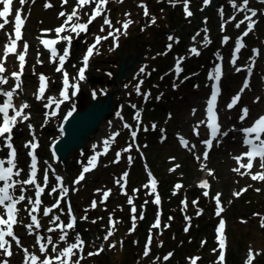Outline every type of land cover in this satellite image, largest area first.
Segmentation results:
<instances>
[{
    "label": "rangeland",
    "instance_id": "obj_1",
    "mask_svg": "<svg viewBox=\"0 0 264 264\" xmlns=\"http://www.w3.org/2000/svg\"><path fill=\"white\" fill-rule=\"evenodd\" d=\"M54 4V8H51L50 10H46L44 8L45 3H47V0H39L37 2H32L29 1L27 3V8L25 11V18H26V23L27 27L25 29L26 32V38L29 41H26L29 45V62H28V70L26 73V78H24V82L22 83V88L18 90L17 94L15 95V100L16 102L18 101L19 104L21 102H28L31 103V112L33 115L32 122L36 125L38 131L41 133L43 137V143L45 146H43V154L45 152L48 153L49 151V144L51 141L55 138L58 137L59 134L55 130V125L50 123L47 124L44 122L43 118L39 119V115H43V109L40 108L39 104L34 102V97L36 94V89L39 87V81H38V75L37 73L44 74L45 76L48 77L49 84H51L54 87L59 88V90L62 87V74L57 73L55 71V67L58 64H53L50 60V54L46 51H44L40 40L37 39L38 37L41 36L43 30H49L52 32V27L58 25L59 23H63L64 17H59L58 13L60 12V8H65L66 6L64 5H59V0H52ZM166 0H126L123 3H119V0H110L107 9L109 10L106 11V15L108 16L109 19L113 21L114 26L120 27V24L116 23V21H123L125 19V13H128V11L132 10V15L134 19V25L128 29V34L127 36H121L119 40V47L116 48L114 51L110 50L112 47V40H110L107 43L102 44L98 48V54H95L94 59L91 64L90 68V74L88 77H90L93 69V63L96 59V57L100 54V50L102 47L106 46V51L110 55H108L110 63L112 64H106L104 65V68L102 70V73H98V81H92L88 82L89 80L87 79L86 81L81 83V91L80 93L74 98V102L76 107H79V109H84L85 106L89 105L92 101V95L91 91L92 89H97V97L103 99L106 98L104 95H101L99 92V89L102 88H107L108 92L107 94L111 95L112 98L115 99V104H116V109L113 111L112 114L109 115V119L105 121V124L109 127L108 130H106L103 134L99 132L98 134H95L93 137L88 139L87 144L83 150H79L78 153L72 158L67 161V164L65 166H62L61 170L65 173L67 170L68 173V178L72 182L73 179L77 176L79 171L82 169V167L87 164L88 159L93 156V155H98L100 153H104V145L103 141L107 139L109 136H111L114 132L118 131V129H121L122 124L120 121V118L116 116V113L119 111L121 113V116L124 115L128 111V105L127 103L129 101H137L138 100V95L135 91V85L137 84L138 81H141L144 78L148 77L146 74H139V69L141 67H146L148 65L149 68L152 69L153 66H157L155 60L158 59V62L165 61L166 63H169V65L166 67L168 68V71H165L160 78H158L156 81H145L141 85V92L144 93L145 91H148L149 89L145 88V85H150L153 84L156 86V88H160L159 90H155V93L153 94V97L156 96H161L164 94L162 103L157 105L160 109V113L156 116L155 119L158 121L157 127H156V133L155 135L152 134L154 137L155 141L151 145V149L149 150V155L151 157L152 161V166L154 169H156L157 175L155 172H152L151 169H148L149 166H142L138 163L136 157H133L132 163L129 165L126 157L122 160L123 163L117 164L115 166L109 167L108 163H103L100 168L98 169L97 172L94 174L93 171L89 174L87 177V181L84 184H79V185H73V190L74 192V198L73 201L76 202V206L78 208L80 218L87 215L88 216V221L92 223L91 221L95 220L97 224V218L95 217L96 215L93 214L91 210L88 209V201H85L86 194L85 191H87L88 187L92 189L96 193L97 190L102 187L104 184L110 185L112 187H115V180L119 179L121 174L125 171L128 172L131 176H135V174H139L143 176L142 181H138L135 184L141 189L142 192H145L146 190H150L149 195H151V189L143 187L145 184L149 183V177H145L144 171L150 170L151 173H154L157 178H159L162 182H165L166 180L169 181L168 184H171L170 187L173 188V177H178L181 172H183L185 175H181L180 181L184 182L185 188L182 191V194H177L173 195V191L175 189H170L166 190V196L165 199H162L160 206L164 211V214L162 216H159L162 220L163 223V228L168 225V222L171 220L170 217L174 215V217L178 216V221H181L179 217V211L182 208V201L188 197L187 200V207L192 210L194 214H197L196 212L198 210H202V214L204 215L202 220H204L205 225L199 228V233L197 235V238L200 236V243H202L203 239H208L210 240L212 237V232H213V223L215 220V217L213 215V207H216L215 202L210 201V199H207L203 197L202 201H199L194 198L196 197H201L202 196V190L197 189L198 184L202 181L201 179L203 177H208L207 181L210 184V189L212 191L211 197L213 195H216L217 193L221 194V202L225 203V206L227 209H225V215H227L228 220H229V231L228 233L230 234L229 238V243H230V253L235 256V258L239 259L237 260V264H245L246 261V255L249 250V248L259 251L261 255L256 256L258 257V261L255 264H261L264 262V228H261V223L264 222V182L261 183H255L252 182L249 176H241L232 171L233 168L236 167V164L233 162V159L230 156V151H231V144L233 142V139H229L225 145V147L219 151L213 154V157L211 159V162L207 164V168H205L203 171H201V163L198 162L195 158L193 153L188 152L186 149L182 148V146L178 145L175 140V135L177 133L183 134L185 138L191 137V129L195 123H198L201 119L205 117V106H206V101L209 96V87H210V81L208 80L209 74L214 70V67L220 59H226V74H227V79H226V95H230L228 99V103L230 102L231 98L234 97L237 93H240V90L242 86L239 84L241 82H245L246 79V71L247 69L245 68L242 70L240 79H238L236 76L235 77V82L236 86L235 89L236 91L231 93L230 91V81L234 80L232 78V73H235L233 71V65H231V57H229V53H232L233 51H228V53L221 52V48L215 49L211 47V43L208 44L207 46H203L202 43V38L205 34L208 35V32L210 29L214 32L219 39L220 34L225 35L226 32L221 31V28H218V25L221 26L220 19H218L213 23L212 19L209 21L208 24V16L218 12L219 8L226 3L227 0H215L218 1V5L208 8L206 13H202V10L199 9L195 17L193 19H187L185 22H181L179 26L174 28L176 31H169L168 26L166 25L165 18L167 15V11L169 8H175V6L169 5L168 0L162 5ZM239 2V0H238ZM143 3L144 5L148 4L149 6V17H144V13H142V8L139 7V5ZM250 7L257 9L258 2L257 0H250ZM160 8V10L158 9ZM66 13L70 12L72 10L69 5L65 9ZM31 11V15L28 14L27 12ZM84 11H89V8H85L81 10V18H85L87 20V17L83 15ZM261 12H258V16L255 17L254 19L257 21V25L254 28L253 32H251L250 38L254 39L258 36H260V39L263 40L264 42V30L261 29L260 22L263 19V14H260ZM143 14V15H142ZM231 15H236V22L239 21L244 17V13H236L233 9L230 8V14H228V17ZM155 17V20L157 22L155 24H151V18ZM227 17V18H228ZM226 18V19H227ZM11 19V18H10ZM103 17H98L93 23L95 24L92 26V29L97 32L96 35H106L108 29L105 26V32L101 33L99 29H96V26L101 27ZM234 21L231 22V25L233 23H236ZM204 25V27H203ZM230 25V27H231ZM8 30H11L12 25L6 26ZM245 25H242L241 28L239 29L240 33L245 29ZM51 28V29H50ZM56 27H54L55 29ZM155 28L156 32L153 30ZM232 28L235 30V25H232ZM141 29H144L143 31ZM204 29H207L208 32L205 33ZM230 29V28H229ZM261 29V30H258ZM258 30V32H257ZM134 31V32H133ZM173 32L175 35H172L174 37V40L170 41L168 38L171 35H168V33ZM200 33L199 36H197V33ZM94 34V33H93ZM172 34V33H171ZM139 36V37H133V36ZM130 37V39H136L135 42H140L141 47H129V46H122V43H124V40L127 37ZM209 36V35H208ZM232 39V35H225ZM193 37H195V40H193ZM224 37V36H223ZM222 37V38H223ZM86 38V37H85ZM93 38V36H92ZM92 38L90 37L88 41L85 40H80L79 48L75 56L73 55L72 60L78 62L82 61V54L84 51L83 46H86L87 43L88 45L93 43ZM4 37L0 35V40H3ZM211 40V39H210ZM85 41L87 43H85ZM131 41V40H130ZM104 42V41H102ZM101 42V43H102ZM126 42V41H125ZM179 43V44H177ZM125 44V43H124ZM172 44L171 48L169 49L168 45ZM87 45V46H88ZM173 45L175 46L174 49H179L181 50L182 54L186 57L185 61L193 59L196 64L200 67L201 72L205 71V77H207L206 82L203 81V83H200V77L197 76V73L194 74V80L190 84H188V80L192 79L191 77L189 79H185L186 76H181L183 72V63L181 65L182 71L177 75L174 69V80L171 82H168L166 87L164 88V91L162 89L161 81L166 77V80L168 79L167 75L168 73H172V64L176 62V59H174L173 55L174 52L172 49ZM99 46V45H98ZM192 47H196L200 51L199 56L192 55L189 52V49ZM87 48V47H86ZM118 52V54H116ZM39 52V59L42 61V63H36L37 59V53ZM123 54H137L141 59H144L143 65L137 67V73L132 75L131 73L129 75V79L126 78L125 80H121L120 78L115 80L113 79V76L118 74V69L120 66V61H119V53ZM251 52V51H250ZM262 52H264L262 50ZM261 52V53H262ZM170 53V54H169ZM116 54V55H115ZM219 54V58L217 56ZM239 55L240 57H245L247 55H241V52L236 54ZM255 56V55H251ZM263 54H261L256 60H252L249 65L253 67V62H256L259 64V62L263 58ZM93 58V57H92ZM184 59V57H183ZM150 61V64L148 63ZM17 65L18 62L14 61ZM246 62L243 63L245 65ZM197 66V67H198ZM73 69V67H70ZM171 68V69H170ZM165 69V70H166ZM170 69V70H169ZM148 69L145 68V72ZM236 71V70H235ZM232 72V73H231ZM36 73V74H34ZM107 73H111L112 76L109 78ZM9 74V73H8ZM139 74V75H138ZM10 75V74H9ZM87 75V72H86ZM132 75V76H131ZM131 76V77H130ZM258 76L264 78V70L260 69L258 70ZM204 76H202L203 78ZM203 78V80L205 79ZM21 77V81H22ZM181 78V80L179 79ZM90 79V78H89ZM199 80V82L196 81ZM242 80V81H241ZM248 81V80H247ZM127 84L129 87L125 89L123 86ZM254 86V87H253ZM263 86L264 83H261V88L262 92L260 94V89L258 90L257 87V80L252 79L249 87L245 89L241 95V99H243L242 104L235 110L234 112H227L226 106L223 107V112H222V118L223 122L228 126V128H232L235 126L236 129H238V126L240 124H244L245 122L251 123L254 118H256L259 113L263 111L262 109V95H263ZM234 88V87H233ZM152 89V88H150ZM71 92V89L69 90ZM51 94H54V92H50ZM162 93V94H160ZM56 95H59V91L56 92ZM257 97H259V102H255ZM205 101V104L203 102ZM202 105L200 106V104ZM68 107H71V103H68ZM204 104V105H203ZM195 107H198V111L193 114V109ZM244 107H248L250 110V114L248 118L241 123L238 119L240 115V110ZM130 111V110H129ZM170 116V118H169ZM230 118H232L234 121L229 122ZM111 122V125L110 123ZM152 122V121H151ZM162 123V124H159ZM151 123H148L150 126ZM25 124L24 126H20L18 128V132L23 133L26 135L24 141L20 142L18 144V149H19V160L22 159L24 152L26 149L23 147L24 143L26 141L30 140L29 132H28V127ZM169 125V126H167ZM163 130V131H162ZM237 132V131H236ZM162 136H169V142L164 145L162 143H159V140H161ZM160 137V138H159ZM192 143H196V138L192 137ZM115 143L117 147L123 148V146H120L118 143V140H114L111 144ZM127 143V141H125ZM128 144V143H127ZM95 146V148H94ZM8 151V150H7ZM197 151V148L195 150V153ZM83 153V155H82ZM49 154V153H48ZM26 155V153H25ZM45 155V154H44ZM102 155H98V160L100 159ZM132 156V155H130ZM171 157H175V161L171 160ZM116 155L112 156V159H115ZM48 159L46 157H43V162ZM104 158H102V161ZM111 163V162H109ZM180 164L181 167L178 168L174 173L170 171L172 167H174V164ZM44 164V163H43ZM50 164V163H49ZM20 168H23L18 164ZM47 165L44 164V168H46ZM24 169V168H23ZM159 169V171L157 170ZM208 169H212L214 171V176H209L207 174ZM190 170V174L188 175L187 171ZM25 171V169H24ZM245 171V170H242ZM100 177H104V180H101ZM22 178L23 177L22 174ZM167 184V187H168ZM159 185V184H158ZM157 185V188H158ZM247 188V191H243V189ZM259 188L260 191L257 192L256 189ZM197 189V190H196ZM194 191V192H193ZM180 192V191H179ZM189 192H193L192 196L189 195ZM234 192H240L241 194L239 196H234ZM117 190H115V195L112 200V204L110 208H107L108 205H106V209H104V206L101 208L100 212H103L106 210H111L113 211L112 216L119 218V221H121V225H125V223L129 222L131 219H129L127 222L124 220L125 219V211L121 212L122 210H125L126 207L121 200L123 199L116 197ZM27 195V193H26ZM162 196V195H161ZM193 198L195 201H198V204H193ZM251 199L252 203H256L259 205H263L262 209H257L258 213H254L249 210L248 207H246L244 204H241L239 201L240 199ZM207 199V201H206ZM212 200V198H211ZM53 202V198L51 196L46 197V201L44 202L43 207L50 206ZM26 203V202H25ZM174 203V204H173ZM209 203V205L207 204ZM234 203V204H233ZM236 203V206H235ZM121 204V206L119 205ZM176 204V205H175ZM177 207H175V206ZM211 205V207H209ZM230 205V209H229ZM22 208L24 205H21ZM123 206V207H122ZM152 207H156V204L152 203ZM63 208V207H62ZM87 210V211H86ZM204 210V211H203ZM105 212L100 214L98 216V222H100L105 215ZM129 213V212H128ZM239 214L240 219L236 218V215ZM157 213H154L152 215V218L149 222V225L153 224L156 217ZM249 217V220H246ZM124 218V219H123ZM82 222L84 221L81 219ZM169 220V221H168ZM93 224V223H92ZM136 225L139 224V221L135 222ZM178 223L176 222L174 225H177ZM129 226V224H127ZM90 228H86L89 232H94L96 234V240H100V235L98 234H103L101 232V229L96 226H89ZM104 227H106V224H104ZM109 228V226H107ZM171 229V228H170ZM232 230L236 232L238 235L237 238L233 239L232 238ZM174 231H163L162 233L155 234L154 235V240H153V253H151L150 257H144L143 256V250L138 245L136 242L134 245H132V240L127 241L128 245V252L132 254V257L128 259L127 253L125 252L124 255L120 256L116 253H113L112 248L109 247L108 241L105 242L103 240V235H102V240L101 242L107 247L108 249V256L105 254L102 257L98 258H86L84 264H159L162 262V257L165 255L163 253H160V250L162 248H166V252H172L175 248H180L182 246L181 242L174 241L175 238H177V235L171 234ZM24 233V232H23ZM26 236L21 238L23 246L24 247H29V243H33V239L30 238L31 235H29L27 232H25ZM129 235H127L128 237ZM94 238V237H93ZM125 238V236H124ZM180 238V237H179ZM54 241H58L57 238H53ZM92 240V239H91ZM140 240L144 242L142 235L140 234ZM111 241V240H110ZM91 243L94 246V251L96 250L97 246L94 243V240L88 241L87 244L91 245ZM119 240L117 241V246L119 247ZM143 244V243H142ZM163 245L162 247L160 245ZM205 244V243H203ZM64 245V244H63ZM200 245V244H198ZM201 246V245H200ZM228 247V244L226 243V248ZM37 250H29L30 252H34L35 254H40L38 247L36 248ZM14 251L16 252L13 260L9 261V264H22L23 261V253L21 249L17 248L16 246L14 247ZM120 251V249H118ZM162 251V250H161ZM18 252V253H17ZM202 253L201 251H198ZM211 253V254H210ZM214 251H209V255L211 257H214ZM53 254V253H51ZM158 255V257H156ZM54 256V255H52ZM185 257H188L185 255ZM0 258H5L3 257V254L0 253ZM159 258V259H157ZM174 257L172 258V260ZM187 260V258H186ZM203 259L200 260V263ZM218 260H216V257L213 259L212 264H216Z\"/></svg>",
    "mask_w": 264,
    "mask_h": 264
},
{
    "label": "snow or ice",
    "instance_id": "obj_2",
    "mask_svg": "<svg viewBox=\"0 0 264 264\" xmlns=\"http://www.w3.org/2000/svg\"><path fill=\"white\" fill-rule=\"evenodd\" d=\"M21 6L27 4L29 0H18ZM34 3L35 0H32ZM110 0H76L75 7L72 8L70 12L60 11L58 13L59 17H64L63 23L54 29L56 34V39H37L40 40V43L43 45L45 49L50 52L51 62L53 64H58L55 67V71L57 73L62 74V87L59 90L58 96L49 95L45 97V93L48 90V80L44 74H39V87L35 94V98L37 101H41L47 99V103L44 107L52 108L55 105V108L51 112H45V123L52 117L58 115L59 110L61 109V105L71 103V107L67 111V114L64 116V121H67L69 117L76 111V105L74 102V98L81 91V83L87 80L86 72L89 69L90 58L95 54H98V45L101 44L102 41H107L109 39L112 40V47L110 50L114 51L119 47V40L121 36H127L128 29L133 24V20L129 19L130 13H125V19L123 21H116V23L120 24L119 28L114 27L113 21L108 18L106 15L107 5ZM124 0H119V3H123ZM204 7H207L210 3V0H203ZM261 4H264V0H259ZM69 0H62V5L68 4ZM173 6L177 4L183 5V11L186 17L193 16V12L189 10L190 0H171ZM227 3L230 5L231 9H233L236 13H244V17L235 23V28L240 29L242 25H245V29L242 31L241 35L237 37L234 41V51L232 52L231 63L235 67L237 72L241 71V68L236 67L237 63V55L241 52V49L245 47L244 38L248 37L251 32H253L254 28L257 25V21L254 19L258 16V11L255 8L250 7V0H227ZM94 5V7H90ZM14 0H0V35L4 37L3 40H0V85H5L9 83V79H13L15 81V87L12 90L0 92V95L6 97L3 104L0 105V152L4 149H7L6 158L0 157V253L3 254V259H0V264H9V259L14 256L13 252V242L15 246L21 249L23 253V261L22 264H82L86 258H90L93 256L100 255L103 251H105L103 245H100L96 248L95 251H88L85 256V246L86 242L81 237L80 233L76 231L77 229V221L78 218L74 215V210L71 204L65 201V198L68 196L70 192V187L66 184L65 178L61 175H57L55 170L52 169V165L45 160L43 163L47 165L43 170L42 183L38 182V157L36 154V150L39 147V144L36 142L35 135H32V138L29 141H26L23 145L25 149H27L26 156L30 158L27 164V172L24 171L23 168L18 166V150L14 146L13 140V130L17 128L18 125L24 124L27 121H30L31 114L27 113L25 110L29 109L31 105L24 101L19 105H14L13 97L16 95V90L21 88L22 81L21 77L25 73L26 66V56L28 54L29 45L27 42H23L24 34L23 29L25 27L26 18H22L21 9L14 8ZM45 8H52L53 5L51 3H45ZM89 7V11H84L83 15L87 17L86 22H81V10ZM139 7L144 9V16L149 17V10L146 5L141 3ZM221 18L223 19V23L221 24V31H224V27L226 24L236 21V15H231L227 19H224V9L221 8L219 12ZM264 14V13H260ZM11 17V19H10ZM103 17L102 25L99 29L101 33L105 32V26L108 29L106 35H95L94 42L87 46L86 52L82 57L81 64L82 66L77 69V72L74 76H71L70 82V74L65 70V64L67 59L70 57V48L73 42V35L75 34V38H79L80 35L87 34L89 32V26L98 18ZM155 17L151 18V24H155ZM12 25L11 30H8L6 26ZM142 31L144 29H141ZM49 30H44L43 34H47ZM204 32L207 33L208 30L204 29ZM62 33H68L67 35H61ZM197 36L200 35L198 32ZM170 41L174 40V37L169 36ZM229 37L224 36L222 38V43L226 44L229 41ZM61 40L66 42V46L63 49L62 54H58V51L54 45L59 43ZM195 40V37H193ZM85 43H87L85 41ZM202 43L204 46H207L211 43V40L207 34H205L202 38ZM169 49L171 48V44L168 45ZM18 48L20 50H18ZM189 52L192 55L199 56L201 53L196 47H192L189 49ZM259 54V53H257ZM39 52L37 53L36 63H42L39 59ZM219 58V54H217ZM183 58H181L182 61ZM18 60V65L14 62ZM181 61H178L175 66V72L177 75L181 73L182 68L180 66ZM10 65V67H9ZM72 67H76V65H72ZM252 71L251 66L248 67V72ZM10 73V76L6 77L4 74ZM36 74V73H34ZM139 74H145V67H141L139 69ZM138 74V75H139ZM109 78H111L112 74L107 73ZM222 68L221 66H216L214 70L209 74L208 79L215 82V86L211 90L210 98L206 101V109H205V118L201 119L198 123H195L191 129V132L197 138L200 136V128L204 126L208 130V137L200 141L202 145H204V151L201 155H196L195 150L197 145L192 143L186 139L182 135H178L179 144L186 149L188 152L193 153L194 158L200 162L201 160L207 161L209 157L210 151L214 147L215 144H219L224 137L229 135V132L240 131L243 134L242 145L247 149L245 152L240 155H235L232 159L238 165L233 168L232 171L241 176H249L252 181L264 182V115H260L257 119L254 120L251 126L242 127L240 129H236L235 126L228 129L227 131L222 130L223 125L221 123L218 111H217V101L218 96L220 95V81L222 79ZM143 81H138L134 86L137 95H142L145 101L148 100L150 93H142L141 85ZM125 89L129 87V85L125 84L123 86ZM249 87V83L247 80L244 82L240 93H242L245 89ZM71 89V92L69 91ZM97 89H92L91 95L93 99L97 98ZM101 95H107L108 89L102 88L99 89ZM240 93H237L234 97L231 98L230 102L226 105L228 110L234 109L241 100ZM159 99V97H157ZM259 97H257L255 102H259ZM131 107L135 109L133 119L136 121L135 128L127 123H123V128L127 129L130 133L131 143L128 144L126 148L123 149V152L130 153L133 148L136 151H140V145L137 144L138 132L143 130L145 132L149 131L147 127H143L141 120V109H138L135 104H132ZM10 110L12 111V115H10ZM193 114H195L196 110L193 109ZM250 110L247 107H244L240 110V115L238 117L239 121L243 123L249 116ZM116 116L123 120V116L118 111ZM170 118V116H169ZM111 125V122H109ZM30 134L33 131V125L28 123L26 125ZM156 125H152V130L156 129ZM61 133H63V127L60 128ZM163 131V130H162ZM119 132H114L111 136L103 141L104 145V153H100L98 155L106 154L109 146L115 140L117 136H119ZM162 142L166 140V136L161 137ZM146 147V145L144 146ZM95 148V146H94ZM83 155V153H82ZM98 155H93L88 159L87 164H85L80 170L78 176L72 181L73 185H79L82 181H85L86 174L92 172L98 166ZM53 156H55V152L53 151ZM121 153H116V159H114L113 163L120 162ZM141 157L143 154L141 153ZM129 165L133 161L132 156L126 157ZM175 157H171L172 161H175ZM247 161L243 163L242 161ZM258 161L259 171L253 172L254 163ZM147 167V166H146ZM180 164H174V167L170 169L171 172H175L178 168H180ZM207 168L206 163H201V171ZM245 169L246 171H241ZM52 172V175L55 176L56 183L50 187L48 191V195L56 196L55 202L51 206L42 207V195L45 194L46 188H49V172ZM23 177L26 178H22ZM207 174L209 176H214V171L212 169H208ZM149 183L145 184L143 187L151 189V195L153 196V203L159 205L161 203L160 196L157 194V180L153 177L150 171H148ZM129 178V174L127 171L123 172L119 179L115 180V184H117L122 191L126 189L127 181ZM28 186H31L34 190L33 196H27L26 190ZM183 185L177 183L174 185L175 189L182 188ZM198 187L201 189L210 188V184L207 180L201 181L198 184ZM17 189L19 194L17 195ZM76 190V189H72ZM100 192L101 190H97ZM134 192H138L139 189H134ZM243 191H247V188L243 189ZM257 192L260 191L259 188L256 189ZM111 194V190H107L103 192V196L100 200V203L103 204L108 199ZM124 194L127 196V192L124 191ZM176 194L175 192L173 193ZM240 192H234V196H239ZM204 196H208L209 192L204 191ZM216 203L215 215L217 217L221 216L223 212V207L221 206V194L217 193L213 198ZM61 201H65L67 204V212H64V209L61 208ZM26 202V203H25ZM127 203L131 206L130 208V219L132 221V228L129 229V233L135 230V222H136V213L137 208L134 205V201L131 197H128ZM148 201H145V204ZM187 206V201H182ZM193 204H198V201H193ZM18 205H24L23 208L18 207ZM97 207V202L94 200L91 202V208L95 209ZM143 209V206H141ZM58 211L60 214L52 215L53 212ZM26 212L27 218L29 219L28 223H23L24 217L21 216V212ZM87 211V210H86ZM37 213H42L44 217H48L51 225L46 229L48 233L56 234L60 233L58 236V241H54L52 235H42L39 230L42 227L41 221L38 219ZM66 214L69 219L67 222H61V215ZM202 211L198 210L197 215H201ZM84 221L88 220L87 215L79 218ZM139 219H144L143 210L139 213ZM171 219V218H170ZM186 220H190V217H185ZM93 224L96 223L95 220L91 221ZM121 223L119 220H114L110 215L109 217V228L106 234L103 237V240L107 242L110 237L113 236L116 224ZM22 225L25 230L34 237V245L38 246V250L40 255L38 256L34 252H30L28 248L23 246L21 238L15 233L14 229L16 226ZM261 228H264V222L261 223ZM161 227L160 217L157 215L154 223L151 225L153 229H159ZM166 227V226H165ZM190 225H186L185 231L187 232ZM225 228V221L221 219L219 221L217 227V239L218 245L220 249L219 257L217 264H223L226 256V242L223 236V230ZM70 233L73 235L70 236ZM72 242H69V241ZM63 243L64 247H59V244ZM153 243V235L150 231L149 236L146 239L145 249L143 252L144 257H149L151 254V245ZM205 242H202V245ZM163 246L162 244L160 245ZM110 248H115V244L109 245ZM49 248H51V253L55 255H48ZM214 252L216 249L213 250ZM172 253L169 252L163 256L164 261H168L172 257ZM261 255L259 251H255L249 248L245 264H253L256 256ZM43 256V259H41ZM159 259V258H157ZM199 259L194 258L191 259V264H196V260Z\"/></svg>",
    "mask_w": 264,
    "mask_h": 264
},
{
    "label": "trees",
    "instance_id": "obj_3",
    "mask_svg": "<svg viewBox=\"0 0 264 264\" xmlns=\"http://www.w3.org/2000/svg\"><path fill=\"white\" fill-rule=\"evenodd\" d=\"M158 9L160 10L159 7H158ZM184 20H185L184 19V13H182L181 10L169 9L167 11L165 22H166V25L168 26L169 29L176 28L177 26L180 25L181 22H184ZM153 30L155 31V33H157L155 28H153ZM89 35H91V34H89ZM133 37H139V36L135 35ZM130 38H131V36L130 37L128 36L124 40L125 44L123 43V46H129V47H134V48H137V47L141 46L140 42H135L134 43V41L136 39L132 40ZM79 43H80V41H77V45L74 46V49H75L74 56L77 53V50L79 48V45H78ZM106 48H107L106 46L101 48L100 54L96 57L93 65H92L93 69H92V73H91V75L89 77L90 78L89 81H88L89 83L92 82V81H98V73H100V72L102 73L104 65L110 63V61H108L109 60L108 55H110V54L107 53ZM155 62H156V65H157L156 67H153V68H155V70H152L151 68H149V70L151 72V74L149 76L150 77L149 80H152V81H155L158 78H160L162 76L163 72L165 71L166 67L169 65V63H166L165 61L158 62V59L155 60ZM109 65L112 66V64H109ZM197 66L198 65L196 64V62L193 59L188 62V68L189 69L192 68V67H196L197 69H200V67L199 66L197 67ZM165 83L167 84V82H165ZM145 88H147V89L152 88L153 91L157 89L155 85L153 87V84H150V85L146 84ZM162 89H163V87H162ZM159 104H160V100L157 101L156 98L153 97V96H149L148 100L146 101L147 108H148V110H150V112L152 110H154V109H157L155 107L157 105H159ZM130 112H132L131 109H130ZM148 118H151V117L148 115ZM123 140L124 139L120 140V142H122ZM157 170L159 171V169H157ZM187 173H189V171H187ZM181 174H183V172ZM173 179L174 180L172 182L176 181L177 177L175 176V177H173ZM168 183H169V181L166 180L165 182H162L161 185H160V190L162 191L163 194H165L166 190L170 191V185L171 184H168ZM167 184H168V187H167ZM189 193H191V192H189ZM118 198H121V196H119V194H118ZM239 201L241 202V204H244L246 207L249 208L250 211H252L254 213H258L257 209H262L263 208V205L252 203V200L249 199V198L244 199V200L241 198V200H239ZM121 202H123L125 207H127L125 198H123L121 200ZM110 203H112V200H110L109 204ZM111 205L112 204H110V206ZM119 205L121 206V204H119ZM235 206H236V203H235ZM214 208L215 207L212 206L213 210H214ZM229 209H230V207H229ZM129 210H128V208L126 209V211H125V214H126L125 219L123 218L126 222L130 219V211ZM121 212H123V210ZM93 213L96 216H99V214H100L99 211H93ZM262 215H264V214H262ZM239 216L240 215L237 214L236 218L240 219ZM179 217H180L182 222H179L178 220L174 221L172 228L169 230V231H174L171 234L177 235V238H175L173 240V242L174 241H178V242L182 243V246L180 248L179 247L176 248L175 257H178V260H180L181 259V255H183V254H185L187 256H192V255H196V254H198L200 256L204 255L203 256V260L201 261L200 264H212V261L215 258L216 254L213 255L214 257H211V255H209V251H213V248L216 246L215 241H214V233L212 232L211 239L210 240L207 239V241H205V244H203V245L199 241L200 238H202V237L200 236L199 238H197V235L199 233L198 226L200 225V227H202V226L205 225L204 220H202L203 217L200 218V219L195 218L196 220H194L192 227L189 229V231L187 233H184V229H183V227L185 226V221H184L185 218H183L181 216V214H179ZM138 218H139V216H138ZM246 218H247L246 220H249V217H246ZM176 222L178 224L174 225ZM127 224H129V222L125 223L124 226L120 224L119 225V230L121 231L123 229V227H129ZM147 224H148V221L146 219V221H144L142 223V228L147 226ZM90 225L91 226H97V227L100 228L101 223H99L98 225H94V224L90 223L89 221L88 222H80L79 227H78V229L76 231H78L80 234H82L81 233L82 231H85V232L89 233L88 232L89 229L86 230V228H90L89 227ZM213 225H214V223H213ZM101 229H103V227H101ZM140 234L142 235L141 230H139L135 236L139 237ZM156 234H157V232H156ZM181 235H182L183 238H181ZM228 235H229V238H230V234H228ZM144 236H146V233L144 234ZM237 237H238V235L236 234V232L234 230H232V238L235 239ZM85 240H87V239L85 238ZM198 244H200L201 246L198 245ZM90 246H91L90 249H92V247H94L93 244L90 245ZM128 248L129 247H128L127 243H126V252H128ZM198 251H201L202 253H200ZM237 260H235V256L230 253L229 264H237V262H236ZM261 264H264V262H262Z\"/></svg>",
    "mask_w": 264,
    "mask_h": 264
},
{
    "label": "water",
    "instance_id": "obj_4",
    "mask_svg": "<svg viewBox=\"0 0 264 264\" xmlns=\"http://www.w3.org/2000/svg\"><path fill=\"white\" fill-rule=\"evenodd\" d=\"M131 58L134 59L133 63L130 60ZM119 61L118 78L121 80L128 78L136 69L138 63L141 64L143 62L139 55L134 53H119ZM113 108L114 101L111 96L105 100L96 98L84 110L74 112L69 117V120L63 128V137L56 146L57 151L64 161L75 153V149H82L85 146L86 141L100 127L108 115H110Z\"/></svg>",
    "mask_w": 264,
    "mask_h": 264
},
{
    "label": "bare ground",
    "instance_id": "obj_5",
    "mask_svg": "<svg viewBox=\"0 0 264 264\" xmlns=\"http://www.w3.org/2000/svg\"><path fill=\"white\" fill-rule=\"evenodd\" d=\"M26 38V34L24 35V38H23V40L26 42V41H29L28 39H25ZM134 58H135V56H133ZM130 60H132V63L134 62V59L133 58H131ZM128 62V61H127ZM9 67H10V65H9ZM28 67H29V65L28 66H25V73H24V75L22 76L23 78H26V73H27V70H28ZM233 71L235 72V67L233 66ZM239 72H241V71H239ZM232 73V72H231ZM10 74V73H9ZM37 74H40V73H37ZM234 74L235 73H232V76L234 77ZM240 75H241V73H238V74H235V76H236V78L237 79H239V77H240ZM242 77H240V79H241ZM242 81V80H241ZM241 83H244V82H241ZM12 86H15V84L13 83L12 84ZM50 90H49V92H58L59 91V88H57V87H54V86H52L51 84H50ZM10 87H9V85H7V89L8 90H10L9 89ZM37 90H38V87H37V89H36V92H37ZM203 102H204V104H205V101L203 100ZM162 103V102H161ZM0 104H2L1 102H0ZM203 104V105H204ZM202 105V103L200 104V106ZM195 110H196V112L198 111V107H195ZM109 129V127L107 126V124H105V122H103L102 124H101V126L95 131V133H94V135L95 134H98L99 132H101V134H103L106 130H108ZM93 135V136H94ZM92 136V137H93ZM243 140V138H241V141Z\"/></svg>",
    "mask_w": 264,
    "mask_h": 264
}]
</instances>
